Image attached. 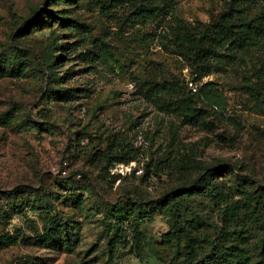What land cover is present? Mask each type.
<instances>
[{
    "label": "rangeland",
    "instance_id": "obj_1",
    "mask_svg": "<svg viewBox=\"0 0 264 264\" xmlns=\"http://www.w3.org/2000/svg\"><path fill=\"white\" fill-rule=\"evenodd\" d=\"M154 7L166 14L139 17ZM225 12L264 22V0H0V264L263 260L250 195H264V44L198 78L173 42ZM171 79L215 84L234 123L208 113L190 126L143 101L140 89ZM123 152L134 162H113ZM195 179L200 191L175 198L182 216L152 213L134 238L137 204ZM56 223L68 245L35 242Z\"/></svg>",
    "mask_w": 264,
    "mask_h": 264
},
{
    "label": "trees",
    "instance_id": "obj_2",
    "mask_svg": "<svg viewBox=\"0 0 264 264\" xmlns=\"http://www.w3.org/2000/svg\"><path fill=\"white\" fill-rule=\"evenodd\" d=\"M59 1L64 3L66 0ZM161 14H166L164 8L155 7L138 13L139 17L144 20H156ZM45 17L47 16H41L40 19H45ZM173 42L179 54L187 61L197 77L201 78L206 76L215 64L228 62L236 53H242L264 44V22H259L256 19L244 21L236 18L231 12H225L216 21L203 28L175 30ZM61 47L60 44H55L45 50L43 60L49 68H53L58 56H53L52 51ZM4 60L3 57H0V75L3 71L1 64ZM51 71L53 73V70ZM55 94H58V91L54 92ZM139 94L144 102L152 105L158 112L174 115L186 125L199 126L208 113L234 123L226 118L227 101L225 96L212 82L201 84L194 92L184 80L171 79L149 84L140 89ZM113 162L128 165L134 162V157L123 152L115 156ZM222 168L224 167L214 166L202 168V170L212 177L222 173ZM199 183V179H195L189 186L179 189L183 191L182 193L179 191L176 193V190L155 201L137 204L134 210L127 214L134 219L131 222L134 238H139L140 223L152 213L168 211L175 217L182 216L180 200L176 201L175 198L183 197L186 194L190 195L192 191H200L202 188ZM250 197L260 206L262 211L260 223L264 229V195L254 191ZM115 220L117 222L118 218ZM61 231L64 233L63 235L60 234ZM69 241L70 235L56 223L48 228L46 235L41 236L35 242L44 248H60L68 245ZM262 250H264V242H261L259 251V254L264 256ZM259 264H264V257Z\"/></svg>",
    "mask_w": 264,
    "mask_h": 264
},
{
    "label": "built area",
    "instance_id": "obj_3",
    "mask_svg": "<svg viewBox=\"0 0 264 264\" xmlns=\"http://www.w3.org/2000/svg\"><path fill=\"white\" fill-rule=\"evenodd\" d=\"M195 92V90H193Z\"/></svg>",
    "mask_w": 264,
    "mask_h": 264
}]
</instances>
